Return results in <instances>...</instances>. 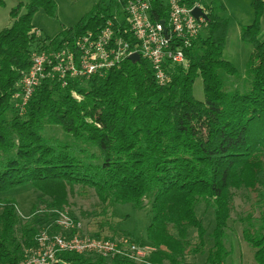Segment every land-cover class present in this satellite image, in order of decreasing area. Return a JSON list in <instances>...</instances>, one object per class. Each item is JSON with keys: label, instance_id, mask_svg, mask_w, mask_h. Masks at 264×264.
I'll list each match as a JSON object with an SVG mask.
<instances>
[{"label": "trees", "instance_id": "1", "mask_svg": "<svg viewBox=\"0 0 264 264\" xmlns=\"http://www.w3.org/2000/svg\"><path fill=\"white\" fill-rule=\"evenodd\" d=\"M204 2L206 36L186 51L188 68L170 69L168 85L156 83L144 59L126 60L105 77L72 80L65 88L44 81L23 115L13 95L30 69L32 53L56 51L98 33L109 21H125L127 0H99L75 27L53 39L41 38L33 19L40 10L54 16V0H29L23 15V4L14 9L11 27L0 32V194L31 185L48 210L62 211L68 188L79 186L93 189L107 207L150 206L146 239L125 238L155 248L141 264H186L187 256L198 255L205 256L204 264H224L231 254L233 191H246L257 197L260 226L255 229L247 216L243 239L254 250L255 264H264V41L258 39L264 0H252L254 22L241 31L242 41L254 50L245 93L225 90L224 77L237 75L224 59L229 24L219 0ZM155 7L153 19L165 20L164 0H156ZM121 36L134 42L129 33ZM198 77L204 102L194 96ZM47 126L62 129L73 144L45 137ZM37 208L23 221L16 201L0 198V264H21L36 235L52 222L48 215L43 221L36 218ZM210 214L215 226L208 234L204 218ZM192 230L197 232L195 244ZM59 259L64 264H140L75 253Z\"/></svg>", "mask_w": 264, "mask_h": 264}, {"label": "built area", "instance_id": "2", "mask_svg": "<svg viewBox=\"0 0 264 264\" xmlns=\"http://www.w3.org/2000/svg\"><path fill=\"white\" fill-rule=\"evenodd\" d=\"M156 0H127L124 20L109 21L98 33H88L56 51H34L30 69L24 73L13 95L18 112L25 114L35 91L44 81L58 82L65 88L72 80L105 77L111 70L138 54L151 65L156 83L163 87L172 80L170 69L188 68L186 51L203 34L207 20L195 18L193 10L206 8L199 2L187 5L182 0H164L166 19L157 21ZM124 24V25H123ZM125 28V29H124ZM122 29H124L122 31ZM129 33L131 40L121 34ZM77 100L79 96L73 93ZM51 228L41 230L35 246L26 251L21 264H60L64 253L94 255L104 259L125 257L146 263L155 248L131 243L125 238H96L85 232L81 221L68 212H58Z\"/></svg>", "mask_w": 264, "mask_h": 264}, {"label": "rangeland", "instance_id": "3", "mask_svg": "<svg viewBox=\"0 0 264 264\" xmlns=\"http://www.w3.org/2000/svg\"><path fill=\"white\" fill-rule=\"evenodd\" d=\"M29 0H4V5L0 6V32L11 27L13 20L11 12L20 4L24 6L20 10V15L26 13L25 5ZM56 3V13L49 16L45 11L37 12L33 19V26L38 35L43 39H53L63 30L75 27L80 20L88 14L99 0H54ZM185 3H206L204 0H183ZM225 11L221 16L228 21V37L224 59L230 62L237 70V75L225 76V90L230 93H245L249 89L247 65L254 52L253 47L241 38V31L244 27L253 24L255 13L252 8V0H219ZM186 3V4H187ZM206 33H203V36ZM258 39L264 41V17L262 18V28ZM194 96L204 102V90L202 78L198 77L194 85ZM43 135L47 138L58 140L64 144H73L71 136L62 129L47 126ZM67 204L62 211L48 210L46 203L39 202L41 193L31 185L17 187L7 193L0 194V198L14 199L17 210L23 221H28L34 215L33 208L37 206L36 218L44 220L45 216L52 219L45 229L51 228L56 221L58 212H68L71 217L81 221L86 233L100 235L101 238L120 239L131 237L133 240L142 242L146 239L147 229L151 223L150 206L143 210L135 209L131 204L107 207L101 204L96 192L91 188L75 186L68 188ZM234 202L231 219L228 226L227 247L230 256L224 264H255L254 250L244 241L243 230L246 227L244 219L251 215L254 228L260 226V207L256 201V196L250 195L246 191H233ZM49 201V199H47ZM39 221V220H38ZM40 221V222H41ZM204 224L210 234L214 229V219L212 215L205 216ZM43 230V229H42ZM193 244L198 241L197 232H190ZM93 257H96L93 255ZM186 264H204L205 256H187Z\"/></svg>", "mask_w": 264, "mask_h": 264}, {"label": "water", "instance_id": "4", "mask_svg": "<svg viewBox=\"0 0 264 264\" xmlns=\"http://www.w3.org/2000/svg\"><path fill=\"white\" fill-rule=\"evenodd\" d=\"M193 15L197 19L200 17H203L206 20L208 19V16L206 14H204L200 8H195L193 10ZM129 60L133 63H138L140 61V56L138 54H133L132 56L129 57ZM60 264H64V263L61 262Z\"/></svg>", "mask_w": 264, "mask_h": 264}]
</instances>
